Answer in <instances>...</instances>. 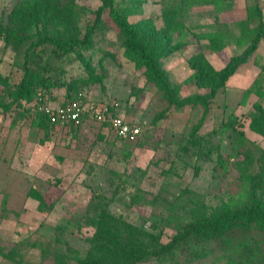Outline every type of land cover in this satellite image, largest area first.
<instances>
[{"label":"rangeland","instance_id":"1","mask_svg":"<svg viewBox=\"0 0 264 264\" xmlns=\"http://www.w3.org/2000/svg\"><path fill=\"white\" fill-rule=\"evenodd\" d=\"M176 1L173 49L161 65L170 82L179 86L177 100L208 93L189 77L192 71L187 59L192 55L201 53L216 69L244 57L206 106L174 108L164 91L147 77L145 68L125 56L123 36L108 9L102 12L107 27L102 45L115 56L90 60L89 68L104 75L100 82L91 83L83 79L88 76L87 66L73 54L62 55L51 43L37 42L35 29L29 30L31 20L22 9L23 0H0L3 25L11 24L16 30L10 44L0 37V264H75L79 255L93 249L92 236L99 229L103 209L156 234L165 244L184 229L187 220L202 221L211 212L207 208L243 195L251 179L260 185V166L256 162L242 166L235 156L230 122L241 124L238 129L256 143L257 155L264 153V135L249 128L253 103L264 107V96H245L255 79L264 76V32L259 48L248 52L247 45L235 44L214 52L204 35L215 30L216 19L236 31L237 22L252 5L261 10L264 21V0H235L223 12L209 5ZM163 2L115 0V5L138 7L139 12L128 20L149 19L158 32L164 27ZM54 4L65 22L54 30L64 36L77 31L83 34L101 2L55 0ZM30 46L35 47V62L51 64L60 81L82 79L70 95L117 100L125 120L140 126L139 136L130 141L119 138L93 119L77 127L25 120L24 103L18 109L6 93L4 80L19 81L24 53ZM68 96L66 86H58L37 91L25 104L29 108L41 98L56 106ZM9 104L12 108H5ZM33 192L43 196L41 207L32 198ZM227 238L233 236L188 238L175 249L173 259L145 264H264L263 231L252 229L242 250L237 239Z\"/></svg>","mask_w":264,"mask_h":264},{"label":"trees","instance_id":"2","mask_svg":"<svg viewBox=\"0 0 264 264\" xmlns=\"http://www.w3.org/2000/svg\"><path fill=\"white\" fill-rule=\"evenodd\" d=\"M54 1L23 0L22 2V9L32 23V25L29 24V30L32 33V29H35L33 35H36L39 44L49 42L54 45L57 53L66 56L73 54L74 59L87 66L88 76L83 79L91 83L100 82L104 75L92 71L89 67L92 58L98 56L101 61L106 57L113 58L115 56V52L102 45L107 34L102 12L104 9H108L110 18L123 36L121 45L125 56L137 67L145 68L150 81L164 91V97L176 109L186 104L206 106L207 102L225 86L244 59V57L233 58L223 68L216 69L201 53L192 55L187 59V65L192 71L189 77L198 88H207L208 93L204 96L195 94L179 101L176 99L179 86L170 82L161 65L163 58L169 55L173 49L171 46L174 40L172 32L176 25L173 19L178 12L176 0H164L165 9L162 14L164 27L158 32L154 30L149 19L141 18L135 22L128 20L130 15L139 12L138 7L126 5L118 8L115 5V0H99L101 5L93 12L92 23L87 24L84 33L69 32L64 36L54 30L57 24L65 23L58 16ZM234 1L185 0L189 6L194 3L212 6L216 12L227 11ZM214 23L215 30L204 35L208 40L210 50L217 52L230 44L247 45V52L259 48V41L264 32V21L261 10L256 5L247 7L246 17L237 22L236 31L232 29L231 25L220 22L218 19ZM15 33L16 30L11 24L4 26L0 19V37L6 44L12 42L16 36ZM34 52L35 47L33 46L25 51L24 61L21 65L22 75L17 83L11 84L9 79L4 80L6 93L17 104L18 109L21 108V102L24 103V108L21 111L25 120L31 124L53 126L42 114L32 116L25 103L32 101L37 91H48L58 86H66L69 94L66 101L75 99V94L70 95L69 92L82 79L77 78L73 83L60 81L54 74L51 64L46 62L41 65L38 59L35 62L32 57ZM263 83L264 76H258L253 84L245 90V96L255 93L258 97H263ZM5 108L10 109L12 106L9 104ZM253 108L249 128L264 135V107L256 101L253 103ZM240 125L236 120L230 122L231 144L234 145L235 156L242 166H247L251 162H256L260 166L259 186L255 180L251 179L250 185L244 190L243 195L232 198L217 207L207 208L211 212L202 221L187 220L184 223V229L165 244L160 242L156 234L123 221L109 213L107 209H103L105 213L99 224V229L92 236L93 249L87 251L83 256L79 255L75 264H145L166 259L171 260L175 257V249L192 237L216 236L224 238L233 236V239L239 241L238 249L242 250L244 239L252 229L264 232V153L257 155L256 143L245 137L244 132L238 129ZM210 152L206 153L208 158ZM31 196L38 201L40 207L44 204L43 196L39 192H33ZM229 239L227 238V240Z\"/></svg>","mask_w":264,"mask_h":264},{"label":"built area","instance_id":"3","mask_svg":"<svg viewBox=\"0 0 264 264\" xmlns=\"http://www.w3.org/2000/svg\"><path fill=\"white\" fill-rule=\"evenodd\" d=\"M120 109L121 105L117 100L94 101L84 97H76L56 106H51L38 98L28 108L32 116L42 114L52 125L77 127L84 120L93 119L115 136L129 141L134 140L141 133V128L126 121Z\"/></svg>","mask_w":264,"mask_h":264}]
</instances>
